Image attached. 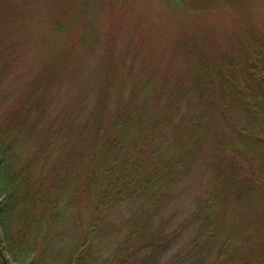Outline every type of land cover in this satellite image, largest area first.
Instances as JSON below:
<instances>
[{
	"label": "trees",
	"instance_id": "trees-1",
	"mask_svg": "<svg viewBox=\"0 0 264 264\" xmlns=\"http://www.w3.org/2000/svg\"><path fill=\"white\" fill-rule=\"evenodd\" d=\"M120 1L0 0V264H264V0H164L147 61Z\"/></svg>",
	"mask_w": 264,
	"mask_h": 264
},
{
	"label": "rangeland",
	"instance_id": "rangeland-1",
	"mask_svg": "<svg viewBox=\"0 0 264 264\" xmlns=\"http://www.w3.org/2000/svg\"><path fill=\"white\" fill-rule=\"evenodd\" d=\"M111 0H107L108 3H110ZM117 6L120 7L122 4V1L119 3L116 2V0H113ZM261 3L262 0H257ZM128 2V0H127ZM126 2V3H127ZM111 4V3H110ZM111 7H108L107 10H109ZM115 12H118L120 15H116L115 13L113 16L110 14V19H104L105 21L102 22L100 17V22H98V31L103 34L104 28H107V30L111 27L112 30L116 33L117 40L119 38V41H126L128 38H134L137 43H140L143 47L145 53V60L146 55L149 59H152L153 56L158 54L159 51H164L165 44L171 45L173 41L175 40L176 36L179 33L180 29V16L177 14H174L171 16L168 8L166 7L164 0H132V3H129L128 5H125L123 7L115 8ZM121 12V13H120ZM221 14H216V16L211 17L207 20V22L210 20L211 24L213 20L216 22V25L220 27L218 24L219 21L224 22L231 21L230 17L225 16L224 21L221 20V17L219 16ZM264 19V15L259 13V19ZM192 23V22H191ZM138 24H139V31H138ZM112 25V26H111ZM128 27H127V26ZM132 25L133 27L130 28L129 26ZM194 22L192 23V27L194 28ZM213 25V24H212ZM206 30H210V28L206 27ZM103 38H105V35H102ZM107 40V39H106ZM33 41V40H31ZM30 41V42H31ZM38 45L39 42L37 43ZM37 44H32L31 51L27 53L26 59L24 65H23V71L18 76V81L16 84L13 85V87H17L20 92H23L31 83V81L40 73L43 68H45V65L48 64L51 60H47L44 57L42 48L40 50L37 48ZM42 46V45H41ZM40 46V47H41ZM167 50V49H166ZM30 63V65H28ZM25 69V71H24ZM25 83V84H24ZM12 103L11 101L6 102L5 106L7 104ZM194 191H196L194 189ZM209 192V191H208ZM207 192V193H208ZM206 193L205 190H199L196 192V195H202ZM187 202L191 201L190 197L185 198ZM182 201V202H185ZM189 213L190 211H186ZM0 235L2 236V232L0 230ZM109 253L104 250V256L108 255Z\"/></svg>",
	"mask_w": 264,
	"mask_h": 264
}]
</instances>
